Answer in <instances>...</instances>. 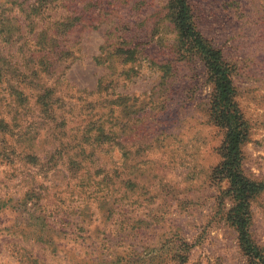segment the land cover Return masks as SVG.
<instances>
[{"label": "rangeland", "instance_id": "374dc122", "mask_svg": "<svg viewBox=\"0 0 264 264\" xmlns=\"http://www.w3.org/2000/svg\"><path fill=\"white\" fill-rule=\"evenodd\" d=\"M35 1L0 0L16 26L1 50L0 114L11 125L0 131V264H100L123 250L166 253L169 264H250L227 220L228 180L213 176L226 132L210 117L213 83L200 59H178L169 0H42L45 14ZM189 2L233 65L250 125L244 171L264 182V0ZM71 14L75 28L56 25ZM123 44L134 59L116 52ZM20 80L28 102L5 107ZM101 125L117 128L119 146L92 144ZM15 150L37 159L12 163ZM251 211L264 252V192ZM184 242L189 257L170 262Z\"/></svg>", "mask_w": 264, "mask_h": 264}, {"label": "trees", "instance_id": "16d2710c", "mask_svg": "<svg viewBox=\"0 0 264 264\" xmlns=\"http://www.w3.org/2000/svg\"><path fill=\"white\" fill-rule=\"evenodd\" d=\"M43 4L42 0H36L32 3V9L36 14H45L46 9L43 7ZM167 10V17L170 19L176 31V54L179 56L178 59H200L207 69L209 79L213 83V91L210 98V117L214 123L226 131L225 140L221 147L223 159L214 168L213 176L219 181L223 179L228 180L229 186L226 193L230 196L232 203L227 212V220L236 229L239 245L248 257L250 264H264L263 249L256 244L251 234V200L261 192H264V182L251 179L244 171L243 146L249 140L250 125L237 101V89L233 79V65L225 59L223 49L215 46L199 29L193 7L189 0H169ZM72 15H68L63 21H58L56 25L63 26L67 30L75 28L78 25L77 21L80 20V17ZM14 29H16V26L12 23L10 15L0 13L1 83L9 81V78L6 77L7 69L5 68V59L1 50L4 44L11 42L13 39ZM44 36H47L46 30H42L39 33L38 43H41L40 40ZM116 52L126 54L128 59L132 60L135 58L137 50L136 48H131L123 44L118 47ZM47 61L49 62L45 57L39 60L42 67L47 66ZM36 65L39 66L35 63L34 66ZM162 68L165 73H168L171 66L165 64L162 65ZM22 84L26 85L27 83L20 80L18 85L10 86L12 90L8 85V94L5 97L7 104L5 107L11 108L10 106L13 103L23 105L28 102L29 90ZM38 96L37 103L43 102L47 105L42 94H38ZM8 113H10V110H8ZM10 125L11 122L7 120V117L0 114V131H6ZM92 135L93 145L100 146L108 144L119 146L121 144L119 143L117 128L113 129V127H110L107 130L101 125L97 128L93 137ZM86 150L87 145L81 146V155L86 156ZM16 158L20 160H36L37 155L32 152H24V150H21V152L15 150L7 153V159L11 160L12 163ZM78 164L80 166L81 161ZM108 244L107 248L111 249L113 245L111 243ZM180 246L181 244L173 246L172 248L170 247L167 253L169 254L170 262L182 263L189 257L191 246L187 242L183 243L181 250ZM162 249L166 252L165 250L169 249V247L165 245V248L163 247ZM99 250L100 247L96 246L92 251L96 254ZM151 251L149 252L150 256ZM122 253L123 256H120ZM84 254H87V251ZM146 254L147 250L141 252L137 250H123L122 252H117L113 260H108L107 262L105 259H101L99 262L100 264H169L166 263V259H168L166 253L165 256L164 254L157 257L154 255L148 259L145 257Z\"/></svg>", "mask_w": 264, "mask_h": 264}]
</instances>
